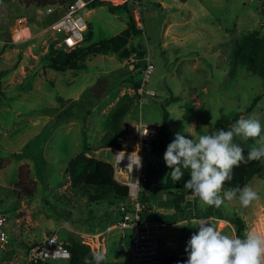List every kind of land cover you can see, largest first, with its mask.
I'll return each mask as SVG.
<instances>
[{"label":"rangeland","instance_id":"rangeland-1","mask_svg":"<svg viewBox=\"0 0 264 264\" xmlns=\"http://www.w3.org/2000/svg\"><path fill=\"white\" fill-rule=\"evenodd\" d=\"M105 2L134 8V20L143 33L132 36L126 46L128 57L124 50L93 55L79 61L85 69L57 72L51 67L49 51L59 39L52 29L54 9L48 13L49 9L29 8L26 0H0V71L4 72L0 79V214L7 217L10 238L0 249V264H24L28 249L52 234L68 246L81 242L92 252L103 249L108 262L138 264V250L130 242L134 231L126 230L127 238L122 240L115 227L120 206L136 200L92 199L95 189L87 193L72 185L73 159L85 153L115 168V151L141 155L143 175L154 172L151 184L159 201L155 208L171 218L175 209L164 199L171 169L164 154L156 153L160 136L143 147L139 125H166L169 144L177 131L194 138L192 134L198 137L223 127L225 120L230 127L241 117L252 116L264 123V79L239 61L247 54V45L241 41L244 36L258 32L257 40L264 47V0H180V7L175 0H100L102 5L85 10L89 29L80 49L108 41L129 26L131 12L112 13ZM21 27L28 39L19 45L13 34ZM148 58L153 71L146 88L155 96H141L136 88L144 79ZM258 97L253 111L246 114ZM165 112L169 114L166 121ZM236 142L248 149L255 145L253 138ZM185 175L189 176L187 170ZM151 184L143 182L142 191ZM248 185L260 194L248 207L240 205L238 196L218 208L208 206L191 190L186 207L193 215L196 211L206 214L229 235H236L233 222L238 217L246 225L245 233H264V171ZM25 186L34 191L32 197L26 196ZM152 210L143 211L144 221L157 214ZM157 223H150L159 230L157 235H172L170 227L158 224L157 228ZM186 227L180 229L186 238L198 231L194 222ZM181 247L185 248L173 250L175 255L188 257ZM165 255L170 254L157 253L155 260L147 262Z\"/></svg>","mask_w":264,"mask_h":264},{"label":"clouds","instance_id":"clouds-1","mask_svg":"<svg viewBox=\"0 0 264 264\" xmlns=\"http://www.w3.org/2000/svg\"><path fill=\"white\" fill-rule=\"evenodd\" d=\"M186 132H189L185 129ZM147 134V133H145ZM192 134V133H191ZM168 144L164 160L171 169L174 182L181 181L185 170L189 179L183 188L208 206L220 207L225 200L238 196L241 206L248 207L260 199L252 186L225 189V182L233 179V170L241 163L264 161V123L255 117H241L230 128H213L212 131L190 138L177 131ZM255 145L245 155V149L236 140ZM178 226L187 225L176 222ZM198 231L187 241V260L177 264H264V233L249 230L242 237L224 233L202 218L195 223ZM109 257L103 249L92 252V259L84 257L83 264H105Z\"/></svg>","mask_w":264,"mask_h":264},{"label":"trees","instance_id":"trees-1","mask_svg":"<svg viewBox=\"0 0 264 264\" xmlns=\"http://www.w3.org/2000/svg\"><path fill=\"white\" fill-rule=\"evenodd\" d=\"M71 0H26V5L30 7H36L38 9H54L56 21L61 14H58L57 10L59 8H64ZM103 3V2H102ZM100 4V0L93 2V6ZM108 5L109 11L115 13L117 11L125 10L128 13L129 7L125 4L122 6L115 7L111 2H105ZM142 30L137 26L136 21L132 17L130 19V24L121 34L113 37L112 39L89 46L85 49L76 48L71 53L58 52L55 49L56 43L50 45V55H51V67L57 72H66L67 70H82L86 68L85 63L79 64V61H85L87 57L93 55H107L109 53H118L124 50L122 53L125 57H128L130 52L127 50L126 46L131 40L132 36L138 37L142 34ZM88 36L92 37V33L89 32ZM259 36L258 32L252 33L250 35L244 36L242 42L247 45L246 52L247 54L241 56L240 63L243 67H249L251 71L264 79V47L257 40ZM86 40V39H85ZM245 52V53H246ZM4 76V72L0 71V79ZM141 87V83L136 84L137 90ZM260 97L256 98L253 104L245 111V113H250L253 111L255 105L258 103ZM60 102H65V100L59 97ZM244 112L240 114L243 116ZM168 112H165L164 119H168ZM239 118H236L237 121ZM230 122L225 120L223 127L228 129L230 127ZM160 137L157 142L156 153L161 157L166 149L169 142L170 130L166 125L159 127ZM114 148L115 146H111ZM245 149V155L250 150ZM264 167L261 163V160H253L248 164H243L239 167L234 168L233 170V179L231 181L225 182V189L240 187L243 188L245 185L254 179L255 177H261L263 175ZM20 179L23 178L22 170H20ZM151 172L144 177L147 178V182L151 184V178L153 177ZM188 175H184L181 181L174 182L170 175L166 181V192L164 193L165 202L170 203L174 206L175 215L171 216L169 220L162 219V216L153 215L152 218L156 221H163L164 224H175L179 220H187L195 218L196 214H191L187 209L186 197L190 190L183 188L184 181L189 179ZM70 179L73 186H80L85 189V192L89 193L90 189H95V194L92 199H108L109 197H115L118 199L126 200L129 198V188L120 184L115 178V168L111 163L96 159L94 157H89L85 153L77 155L72 163L70 168ZM26 192V196L32 197L34 191L28 187L23 188ZM149 190V191H148ZM154 190L152 184L148 186V189H145L141 193L142 204L150 208V205L153 201L156 200L154 195ZM197 218H208L206 214H201ZM144 219V217H143ZM233 225L235 226L236 235L243 236L245 233V223L242 218L238 217L234 220ZM71 252V259L68 260V264H83L84 257L92 259V249L89 245L81 242H73L71 246H68ZM188 257L179 256V255H165L163 256L156 264H177V261H185ZM64 262V261H63ZM39 264H49V262H41ZM105 264H114L106 261Z\"/></svg>","mask_w":264,"mask_h":264},{"label":"built area","instance_id":"built-area-1","mask_svg":"<svg viewBox=\"0 0 264 264\" xmlns=\"http://www.w3.org/2000/svg\"><path fill=\"white\" fill-rule=\"evenodd\" d=\"M94 1L96 0H71L68 3L69 7H64L65 9L60 17L52 25V29L59 35V39L56 40V49L63 48L65 51H71L83 45L89 29L85 10L87 7L92 6ZM152 71L153 66L148 58V63L143 71L144 79L139 88L141 96L156 95L155 91L146 88ZM139 136L142 142L150 139L156 140L160 136L159 128L141 123L139 125ZM114 163L115 176L122 177L118 182L127 186L129 188V198L136 200L133 205L122 204L120 206V221L115 227L120 231L122 240L127 238L126 230L134 231V244L138 250L137 262L138 264H144V262L148 264L147 261L154 260L156 256L157 240L155 239L156 231L153 230V225L142 218L143 211L147 208L140 202L142 183L147 182V178L142 173L143 158L141 155L118 150L115 151ZM6 225L7 217L0 214L1 249L5 248L10 240ZM151 250H154L155 253H152ZM144 257L149 258L145 260ZM70 259L71 252L68 245L60 241L57 234H52L28 249L24 264L68 261Z\"/></svg>","mask_w":264,"mask_h":264},{"label":"crops","instance_id":"crops-1","mask_svg":"<svg viewBox=\"0 0 264 264\" xmlns=\"http://www.w3.org/2000/svg\"><path fill=\"white\" fill-rule=\"evenodd\" d=\"M175 3H176V6L177 7H180V5H181V2H180V0H175ZM60 9L61 8H59L58 10H57V12H58V14H59V12H60ZM52 11V9L50 10L49 9V11H48V13H50ZM41 22V21H40ZM23 30V28L21 27V29H19V31H22ZM28 30H29V33H30V35H31V29L30 28H28ZM14 35V34H13ZM28 38H27V36H24L23 38H22V40H20V41H16V40H14V43L15 44H23V43H25L26 42V40H27ZM153 142H157L156 140H152ZM146 142H148V141H146ZM144 144H145V142H143V144H142V146L143 147H145L144 146ZM94 154H98L99 153V151H95V152H93ZM90 157H92L91 155H89ZM95 158V157H94ZM107 162V161H106ZM156 201V200H155ZM154 201V202H155ZM154 202H152V204L150 205V209L152 208L153 210V212H157V214L156 215H159V216H162V219H167V217L165 216V213L164 212H160L158 209H156L155 207H157V205H156V203L157 202H159V201H156L155 203ZM167 203V202H166ZM171 207H174L172 204H169ZM188 210H190V209H188ZM175 213V212H174ZM173 213V214H174ZM195 214L197 215L195 218L193 217V218H191V219H187V220H179L178 222L179 223H181V224H184V223H186L187 225H189V222H194V223H196L198 220H200L199 218H197L199 215H201V213H198L197 211L195 212ZM173 216V215H172ZM153 220V221H152ZM167 220H169V218L167 219ZM217 220V219H216ZM150 222L149 223H151V222H153V223H157V222H161L160 220L159 221H156L155 219H150L149 220ZM221 221V220H220ZM163 222V221H162ZM157 223L155 226L157 227L158 226V224H161L162 226H167V227H170V229L173 231L172 232V235L171 236H163V235H165L164 233H162L161 234V236L159 235H157L156 233H155V239L157 240V242H158V244H159V250L157 249V251H156V255H157V253H158V255L159 256H161V255H163V253H164V251H167L169 254H172L173 253V255H175V253H174V251L173 250H175L176 249V247H180V246H184L185 248H183V247H181V249L183 250V251H186V246H187V241L191 238V235H189V237H187L186 238V236H184V234H182L183 232H181V228L182 229H184L185 230V228H187L186 226L187 225H184V226H178L177 225V223H175V224H172V225H169V224H164V223ZM177 227H179V229H175V228H177ZM157 228H159V227H157ZM197 228H198V226H197ZM157 233H159V230L158 231H156ZM197 232V231H196ZM192 234V233H191ZM134 239V238H133ZM131 240L130 242H132V243H134V240ZM168 243H171V245L172 246H175V249H173L171 246H169L168 245ZM175 243V244H174ZM149 248V247H148ZM168 248V249H167ZM1 249V248H0ZM152 249V248H151ZM177 250L178 249H176V252H177ZM152 251V253H155V251L154 250H151ZM178 251H180V250H178ZM150 253V252H149ZM188 256V255H187ZM149 257H151V256H149ZM149 257H144V259L146 260L147 258H149ZM155 258V257H154ZM155 260V259H154ZM159 261V257L157 256L156 257V261H154V262H151V263H148V264H156L157 262ZM1 264H4V263H1Z\"/></svg>","mask_w":264,"mask_h":264},{"label":"bare ground","instance_id":"bare-ground-1","mask_svg":"<svg viewBox=\"0 0 264 264\" xmlns=\"http://www.w3.org/2000/svg\"><path fill=\"white\" fill-rule=\"evenodd\" d=\"M26 35L27 34L25 33V31H19V30H17V31H15V34H14V40L20 41ZM146 141H150V140H146Z\"/></svg>","mask_w":264,"mask_h":264},{"label":"water","instance_id":"water-1","mask_svg":"<svg viewBox=\"0 0 264 264\" xmlns=\"http://www.w3.org/2000/svg\"><path fill=\"white\" fill-rule=\"evenodd\" d=\"M65 7H69V4H67ZM64 9L65 8H61L59 14H61ZM129 11L131 12L132 17L134 18V16H135L134 8L131 7Z\"/></svg>","mask_w":264,"mask_h":264}]
</instances>
